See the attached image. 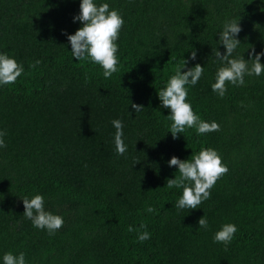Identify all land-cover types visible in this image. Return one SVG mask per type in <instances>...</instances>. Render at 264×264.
Returning a JSON list of instances; mask_svg holds the SVG:
<instances>
[{
  "label": "trees",
  "instance_id": "trees-1",
  "mask_svg": "<svg viewBox=\"0 0 264 264\" xmlns=\"http://www.w3.org/2000/svg\"><path fill=\"white\" fill-rule=\"evenodd\" d=\"M81 2L0 0V53L24 67L14 84L0 85V264L8 252L24 253L26 264H264V73L229 83L223 98L212 90L226 21L242 29L232 58L264 52V0H94L125 21L110 78L72 55L68 35L83 26L74 20ZM184 60L182 71L205 68L187 86V102L220 130L186 129L173 139L158 92ZM202 148L217 150L229 171L197 209H177L183 188L166 187L179 175L168 162ZM37 194L64 219L53 235L23 215L22 199ZM204 215L207 230L198 225ZM228 223L238 231L225 246L214 236ZM144 231L150 239L140 242Z\"/></svg>",
  "mask_w": 264,
  "mask_h": 264
},
{
  "label": "clouds",
  "instance_id": "clouds-1",
  "mask_svg": "<svg viewBox=\"0 0 264 264\" xmlns=\"http://www.w3.org/2000/svg\"><path fill=\"white\" fill-rule=\"evenodd\" d=\"M74 20L80 21L83 26L75 34L68 35L73 57L78 61L88 60L100 65L103 68V76L110 78L118 71L119 49L116 42L125 23L123 17L118 10H110L108 3L98 6L94 0H82L80 13ZM241 30L240 23L236 20L226 21L219 35L220 44L226 48V54L215 50V56L223 66L219 67L216 73V82L212 84V90L221 98L226 94L229 83L233 86H243L246 75L260 76L264 73V64L261 63L264 52L256 53L254 47L251 52L252 59L232 58L233 52L241 44L237 39ZM196 58L197 51L193 50L190 59ZM40 63L36 61L31 67L35 68ZM187 63L188 61L184 60L183 65L175 70V75L171 76L167 86L158 92L161 106L171 110V115L167 116V119L172 122L170 132L173 139H178L179 134L184 133L186 129L195 128L197 135L220 130L217 122L209 123L201 120L194 112L191 103L187 102L189 94L187 86H195L205 71L199 63L187 71H182ZM23 73L24 67L21 63L9 57L7 53H0V85L14 84ZM131 107L136 113L144 109L143 105L135 103H131ZM112 124L116 129L114 137L116 151L119 155H124L127 146L123 140V122L115 119ZM6 134L5 131L0 130V148L7 146L4 140ZM168 164L170 167H178L179 175H175V179H168L166 187L183 188L182 197L175 204L177 209H197L204 201L210 199L211 189L229 171L227 165L222 162V157L213 148H202L198 154L192 155L188 160L173 156ZM22 200L25 207L23 215L32 221L34 227L47 229L48 233L53 235L63 226L62 216L45 210V200L42 195L37 194L31 199L25 197ZM146 211L151 213L155 209L148 207ZM198 225L199 228L207 230L209 225L205 215L199 219ZM141 227L146 228V225ZM134 230L129 226L128 231ZM237 231L235 224H225L215 234L214 241L227 246L232 242ZM150 235L147 231L138 232V240L144 242L150 239ZM3 264H26L25 254L20 253L17 256L8 252L3 256Z\"/></svg>",
  "mask_w": 264,
  "mask_h": 264
}]
</instances>
